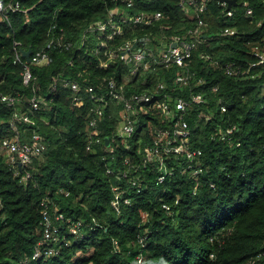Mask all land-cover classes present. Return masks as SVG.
<instances>
[{
    "label": "trees",
    "instance_id": "trees-1",
    "mask_svg": "<svg viewBox=\"0 0 264 264\" xmlns=\"http://www.w3.org/2000/svg\"><path fill=\"white\" fill-rule=\"evenodd\" d=\"M5 2H10L12 8L7 12L0 10V15L6 17L0 20V33L13 35H0V81L4 82L0 88L15 85L13 97L25 92L26 85L46 86L45 77L50 83L51 77L59 70L58 66L67 67L72 62L93 78H103L112 72L118 74L120 61L114 60L104 65L105 57L100 54L104 51L103 48L97 51L100 59L88 56L89 51L96 49L95 40L102 38L99 39L100 34L83 36L85 29L93 22L106 21L111 16L119 23L121 19L141 13L160 12L162 15L159 21L150 26H132L131 34L114 35L110 41L102 38L109 47L118 46L131 36L138 37V42L142 38L148 39V45L160 47L168 44L174 35L188 37L187 31L197 26L198 20H201L205 27L197 39L211 46V52L215 53L220 69L217 72H209L202 68V64L208 63V60L201 58L200 48L203 45L193 48L185 67L189 73L188 83L195 84V80L200 78L208 81L191 89L194 94H202L204 98L194 110L203 114L191 128L193 138L197 139L199 147L204 149V156L197 159H203L204 163H193V169L185 171L186 175L182 176L178 171L182 169V162L174 163V159H171L167 166L172 168L176 175L158 185V190L154 193L148 188H143L140 192L129 188L127 193L117 195L118 203L113 205L112 200H115L116 195L109 190L103 198H97L93 189L84 186L87 176L75 184L58 183L53 178V172L47 170V166L34 174L46 178L38 181L41 189H48L46 195L43 191L33 190L21 196L17 194L19 185L0 180V197H3L0 202L4 204V207L0 208V215L3 216L0 219V264H128L119 253L128 249L130 242L137 239L138 232L148 228L149 237L154 233H163L169 228L170 217L167 213H175L178 221L188 224L191 217L185 213L193 203L195 191L198 189L203 193L210 183H222L221 168L231 169L240 160L241 154L254 161L259 159L261 166H264V95H260L264 90V62L251 66L258 61L255 51L264 53V45L259 43V37L256 36L260 29L254 32H240L235 49L231 45L222 49L219 43L221 37L217 33L236 25L226 16L227 8L217 0H209L205 6L215 17L214 22L196 16H184L181 19L175 12L179 5L174 0H170L163 7L158 6L160 0H137L131 6L122 0H49L43 8L36 4V8L44 12V15L34 11L32 5L35 0ZM237 6L231 7L230 10ZM25 9L29 17L28 23L23 22ZM111 11L114 12L112 15ZM260 27L264 28V24ZM57 39L68 47L47 49V44ZM13 40L23 43L24 46L20 47V50L30 49V56L42 47L49 54L51 63L44 66L26 63L23 54L19 62L14 63L17 47H12ZM187 40L191 41L189 38ZM225 51H234L235 54L224 56ZM205 53L209 60L213 58L207 49ZM221 56H224L223 60L219 59ZM25 64H28L30 72L27 83L23 82L22 75ZM227 65H232L238 74L228 75ZM153 67L157 68L158 78L162 81L181 85L174 79L176 74L181 72L180 68H166L164 65ZM246 70L248 71L243 73ZM234 78L239 79L233 82ZM139 80L140 75L137 74L127 83L129 92ZM143 87H151V84L146 83ZM214 88L215 92L212 91ZM32 94L27 93L29 97ZM245 96L249 99L242 105L241 98ZM55 98L51 92L43 96L44 100ZM29 105L30 101L26 100L25 108ZM3 111L0 109V112ZM233 124H236V129L230 139L234 146L229 145L228 141L213 138L218 129H226ZM201 133L208 137L204 142ZM139 143L140 140H137V144ZM107 146L105 142L104 147ZM195 147L196 145L193 149ZM134 148L135 151L125 149L123 155L137 157L140 149L135 145ZM229 161H232V164H229ZM103 163L102 161L101 166ZM205 165L215 170V179L209 176ZM15 167L17 171H21V166ZM0 175L8 173L0 169ZM119 175L123 180L124 173ZM68 179L72 180L74 177L69 176ZM96 179L100 180L101 177L97 176ZM261 185L264 186V177H261ZM116 187L119 189L121 185L117 184ZM77 196L79 199H76ZM125 200H128L129 204H125ZM164 206L169 207V210ZM178 207L183 211L177 210ZM44 209L50 214L53 226L58 230V240L55 242H43L40 223ZM59 214L62 218L55 219ZM85 216L89 219H84ZM93 216L107 219L108 227H86ZM78 220H83V224L78 227L79 235L70 231V227ZM177 226L179 227V223ZM150 244L151 241L144 245L146 255L142 259L138 252L134 251L129 253V261L135 257L143 264V260L157 258L158 253L149 246ZM171 244L179 253L173 264H264V259L256 260L258 254L264 253V200L257 199L234 215L221 217L211 228H200L187 244L184 241L177 243L175 240ZM37 249L39 256L33 259Z\"/></svg>",
    "mask_w": 264,
    "mask_h": 264
},
{
    "label": "clouds",
    "instance_id": "clouds-1",
    "mask_svg": "<svg viewBox=\"0 0 264 264\" xmlns=\"http://www.w3.org/2000/svg\"><path fill=\"white\" fill-rule=\"evenodd\" d=\"M48 2L49 0H35L32 7L35 12H40L36 4L43 8ZM135 2L137 0H129V5ZM169 2L170 0H160L158 6L163 7ZM174 2L179 5L175 12L181 19L184 16H196L208 21L215 20L211 10H206L205 7L209 0H174ZM237 5L227 14L236 26L217 33L221 37L219 40L221 48L226 49L231 45L235 49L236 41L240 39V32H254L256 29H260L256 32V36L259 37V43L264 45V28L260 27L264 24V0H237ZM11 8L10 2L0 0V10L7 12ZM24 11L23 22L28 23L27 9ZM44 14L40 12V15ZM52 15L54 17L55 14ZM156 15L160 16L161 13L156 12ZM5 18L0 15V20ZM127 19L132 21V17ZM99 27L102 30L110 29L106 35L109 41L113 39V34L132 33V24L123 20L116 23L111 17L108 18L107 24L101 23ZM204 27L205 25L194 26L189 29L188 37L184 39L198 37L200 32L204 31ZM233 33L236 35L234 36ZM0 35L12 36L13 33H0ZM136 39L138 37L131 36L119 49H111L112 52L117 53L124 51L125 48L131 49L125 57L120 58L118 74L112 72L103 78H93L91 74L82 71L75 62H72L67 67L58 66L59 70L51 77L50 83L45 77L44 87L26 85V91L18 93L15 97L12 96L15 85L0 88V109L4 110L0 112V169L8 173V175H0V180H8L11 184L19 185L17 194L21 196L33 190L43 191L46 195L48 189H41L38 183L39 180L46 178L34 174L47 166V170L53 172V178L58 183L75 184L87 176L84 186L93 189L97 198H103L109 190L114 195H121L127 193L129 188L137 192L148 188L154 193L158 190V185L176 175L172 168L165 166L164 161L170 157H175L174 163L185 160L195 164L204 163L203 159H197L204 156V149L199 147L197 139H194L191 133L195 121L203 113L194 112L197 104L193 101H199V96L191 89L197 84L208 81L200 78L195 80V84L186 82L181 85L162 81L158 78V70L153 65L164 61L170 53L165 52V46L145 45L133 49L132 44ZM95 43L104 44L105 41L96 39ZM200 45H203L200 48L202 57L208 60L205 49L213 57L201 67L209 72L219 71L220 64L215 58V53L211 52V46L199 39H196L192 46L195 48ZM23 46L20 41H12L14 48ZM234 54V51L224 52V56ZM47 56L48 53L43 52L41 47L37 52V57L40 59L34 60L33 65L37 62L43 63L42 57ZM88 56L100 59L94 49L88 52ZM224 56L219 59L223 60ZM84 59L87 60V57ZM232 71L235 72L236 69L233 68ZM137 74L140 75V80L129 92L127 83ZM237 79L239 78H234L233 82ZM3 83L0 81V85ZM146 83L151 84V87H143ZM212 91L215 92L216 89ZM28 92L33 93L31 97L27 95ZM48 92L56 98L44 100L43 96ZM153 95L161 96L163 103L158 101L146 109L137 107L141 100L148 101ZM260 95H264V90ZM248 99L247 96L241 98L242 105L246 104ZM26 100L30 101L27 108L24 106ZM9 105L12 106L11 109ZM167 105H171V110L161 114L160 109ZM145 112L153 115L155 122H146L143 119ZM173 116L178 117L175 124L170 123ZM235 129L236 124H233L227 132L222 131L219 137L213 134V138L223 141L228 133ZM180 134H184L185 138L177 142L176 137ZM201 137L202 142L208 139L204 133H201ZM105 138L108 145L106 148ZM137 138H140L139 144ZM176 143L179 144V148L174 147ZM228 143L234 146L231 139ZM134 145L140 149L137 157L123 155L125 149L135 151ZM194 145L196 147L189 155L187 150ZM102 161L103 166H101ZM149 161L152 164L146 168L145 165ZM15 162L20 163L21 171H17ZM229 164H232V161H229ZM205 168L209 176L215 179V170L208 165H205ZM178 171L182 176L186 175L182 169ZM121 172L124 173L123 180L119 175ZM220 172L222 183H210L203 193L198 189L195 191L193 203L185 213L191 217L187 225L183 221H178L175 213H167L170 217L167 230L163 233H154L151 237L147 235L148 228L138 232L137 239L130 242L128 249L119 253L121 258L128 264H140L135 257L129 261V253L138 252L142 259L146 255L144 245L151 241L149 246L157 251V258L143 260V264H173L178 259L179 253L172 248V241L175 240L177 243L184 241L187 244L200 228H211L221 217L234 215L257 199L264 200V186L261 185L264 166H261L259 159L254 161L241 154L240 160L231 169L221 168ZM69 176L74 179L69 180ZM97 176L101 179L97 180ZM117 184L121 185L119 189L116 187ZM76 199H79V196ZM2 200L3 197H0V201ZM112 203L116 204L117 201L113 199ZM3 207L4 204L0 202V208ZM177 210L183 211L179 207ZM116 214L119 215V212ZM2 218L3 216L0 215V219ZM84 219L89 217L85 216ZM81 224L83 220H78L70 227V231L79 235L77 229ZM95 225L106 228L107 219L93 216L86 227Z\"/></svg>",
    "mask_w": 264,
    "mask_h": 264
},
{
    "label": "built area",
    "instance_id": "built-area-1",
    "mask_svg": "<svg viewBox=\"0 0 264 264\" xmlns=\"http://www.w3.org/2000/svg\"><path fill=\"white\" fill-rule=\"evenodd\" d=\"M122 1L126 2L127 5L130 6L129 5V0H122ZM221 4L226 7V4L225 3H221ZM230 12H231V10L230 9H227V12H226V16L227 17H229L227 14L230 13ZM113 13L114 12L111 11L110 12V15H112ZM131 17H132V21H129L128 19H121V20L125 21V23L132 24V26H137V25H140V26H150L153 23L159 21V19L162 17V15L157 16L156 13H152V14L141 13L139 15H134V16H131ZM111 18H112V16H111ZM133 21L135 22L134 24H133ZM107 22H108V20H106V21H99V23H97V21L96 22H93L91 25H89L85 29L83 36L85 37L86 34L99 33L100 34L99 39L101 37L106 39V35L110 31V29H104V30H102L99 27V24H101V23L107 24ZM198 25H204V23L201 20H198ZM228 29H230V28H225L223 31L228 30ZM188 31H187V34H186L187 36H188ZM121 34L122 33L113 34V37H114V35H121ZM234 34L235 33H233V35ZM102 38L100 40H102ZM197 38L198 37H189V39L191 41H188V40H185L184 38H181L178 35H174V36L171 37V39H170V41H169L168 44H166V45L163 44L162 45V46H165L164 47V50H165V52L170 53V56L167 57L164 61H161V62H159L156 65H164L166 68H168L170 66H176V67L180 68L181 69V72L177 73L176 76H175V78H174L175 79V82H177L178 84H183V83H186V82L188 83V79H189L188 74L189 73H188L187 69H185V67L187 66V60L191 57V53H192V50L194 48L192 45L195 43V40ZM124 43H126V42H124ZM133 43H136V47L135 48H137V47H143L145 45H148V39L142 38V39L139 40V42H138V40H135ZM172 45H174V46L172 47ZM120 46H121V44L118 45V46L109 47L106 44V42L104 44L97 43L95 52L97 53V51H98L99 48L100 49L101 48L104 49V51L102 53H100V54L105 57V60H104L103 64L104 65H107L109 62H112L114 60H119L120 61V58L125 57L126 53L128 51H131V49H127V48H125L124 51H118V53L111 51L112 48L119 49ZM51 47L61 49L62 47L67 48L68 45L63 44L59 39H57L56 41L51 40L47 44V49H49ZM132 47H133V44H132ZM22 52L23 51L20 50V47H17L16 48V50H15V58H14V61H13L14 63L19 62L20 57L22 56ZM37 52H39V51H37ZM37 52H35L33 55L30 56V63H33L34 60H37L38 61L40 59V58L37 57ZM43 52L47 53L44 50H43ZM254 54L258 58V61L255 64H252L251 66L254 67L256 65L263 64V62H264V53H259V52L255 51ZM201 58H203L204 60H206L202 56H201ZM42 59L44 61L43 63L37 62V63H35V65H39V66L49 65L51 63V61H52L51 58H50V56H49V54H48L47 57H42ZM208 60H209V56H208ZM232 69H233L232 68V65H227L226 66V73L228 75H230V76L237 75L238 74L237 70L235 72H233ZM247 71L248 70L243 71V73H246ZM22 75H23V82L24 83H27L29 81V79H30V72H29V69H28V64H25ZM196 95L199 96V101H193V103H195V104L202 103L204 101L203 95L202 94H199V93H197ZM158 101L161 102V103H163L162 97L159 96V95H153V96L150 97V99L148 101L141 100L139 102V104L137 105V107L140 108V109H146L150 105L156 104ZM9 106H11V105H9ZM170 110H171V105H167L164 108H161L160 109L161 114L166 113V112H168ZM143 119L146 122H155L154 116L153 115H149L147 112L144 113ZM177 119H178L177 116H173L171 118L170 123L171 124H175L176 121H177ZM145 126H147V124H145ZM186 126H188V123L187 122H186ZM228 128H230V127H227L226 129H222V130L221 129H218L217 130V133H216V137H219L221 135V132L222 131L223 132H227ZM138 130L139 129H137V131ZM232 133L233 132L228 133V135L224 138L223 141H228L231 138ZM184 138H185L184 134L177 135L176 141L179 142V141L183 140ZM137 140H140V139L137 138ZM219 141H221V140L219 139ZM174 147L179 148V144L178 143L174 144ZM187 151H188V154L191 155L193 153L194 149L193 148H189ZM171 159H174L175 160V157L174 156L173 157H170L169 159H166L164 161L166 167H168L167 166V162L170 161ZM151 164H152V162L149 161L148 164L145 165V167L151 166ZM15 165L21 166L19 162H15ZM191 169H193V162L192 161L185 160V161L182 162V171L183 172H185L187 170H191ZM162 175H166V174H162ZM117 200H118V196L116 195L115 196V201H117ZM125 202H128V203H125ZM124 203L125 204H129V201L128 200H125ZM116 204H113V205H116ZM164 207L166 208V210H169V207H166V206H164ZM61 218H62V216L60 214L59 215H56V217H55V219H61ZM40 225H41L42 234H43V242H55V241L58 240V235H57L58 230H57L56 227L53 226V223H52V219L50 217V214L47 212L46 209H44L43 212H42V221H41ZM77 231H78V229H77ZM72 233L73 234H76L75 232H72ZM50 252L51 251H48V253H50ZM38 256H39V250L37 249L35 251L34 255L32 256V258L34 259V258H37ZM261 259H264V253H260L256 257V260H261Z\"/></svg>",
    "mask_w": 264,
    "mask_h": 264
},
{
    "label": "water",
    "instance_id": "water-1",
    "mask_svg": "<svg viewBox=\"0 0 264 264\" xmlns=\"http://www.w3.org/2000/svg\"><path fill=\"white\" fill-rule=\"evenodd\" d=\"M218 2L220 3H225L226 4V8L227 9H230L231 7L233 6H237V0H217ZM174 45H172L173 47ZM136 47V43H133V47L132 48H135ZM23 57L25 58L26 60V63H29L30 62V54H31V50L28 49L26 51H23ZM105 142L107 144V138H105Z\"/></svg>",
    "mask_w": 264,
    "mask_h": 264
}]
</instances>
